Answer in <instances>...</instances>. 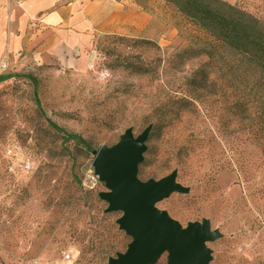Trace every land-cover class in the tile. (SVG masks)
<instances>
[{
  "label": "rangeland",
  "instance_id": "obj_1",
  "mask_svg": "<svg viewBox=\"0 0 264 264\" xmlns=\"http://www.w3.org/2000/svg\"><path fill=\"white\" fill-rule=\"evenodd\" d=\"M116 1L133 4L134 35L96 37L87 70L55 63L0 70V76L31 75L37 85L15 77L0 83V264H108L125 253L133 239L118 223L124 213H108L100 197L108 188L95 171L93 152L64 142L53 125L98 150L117 144L130 128L137 137L156 123L172 126L148 139L139 178L159 181L177 171V181L189 189L157 207L183 228L211 221L222 237L208 243L210 264H264V157L255 128L248 127L264 105L259 75H242L231 85L238 74L228 72V51L212 60L177 57L207 48L209 39L164 0ZM222 1L237 4L264 32L260 0ZM205 64L209 81L195 88L191 81ZM104 71L110 76L103 78ZM235 86L253 107L241 124L226 110ZM193 91L199 98L185 103ZM236 143L249 165L244 174ZM12 144L17 155L9 158ZM189 145L187 157L177 160ZM25 157L30 172L20 169ZM155 264H169V254Z\"/></svg>",
  "mask_w": 264,
  "mask_h": 264
},
{
  "label": "water",
  "instance_id": "obj_2",
  "mask_svg": "<svg viewBox=\"0 0 264 264\" xmlns=\"http://www.w3.org/2000/svg\"><path fill=\"white\" fill-rule=\"evenodd\" d=\"M151 131L152 125L135 137L130 128L117 144L93 151L95 171L108 188L100 197L109 204L108 213H124L118 223L133 239L127 251L110 258L108 264H155L165 252L169 264H210L208 243L222 237L212 229L211 221L204 219L183 228L157 207L173 193L189 191L177 181V171L159 181L139 178Z\"/></svg>",
  "mask_w": 264,
  "mask_h": 264
},
{
  "label": "crops",
  "instance_id": "obj_3",
  "mask_svg": "<svg viewBox=\"0 0 264 264\" xmlns=\"http://www.w3.org/2000/svg\"><path fill=\"white\" fill-rule=\"evenodd\" d=\"M133 17L128 1L0 0V63L9 73L28 63L85 71L96 37L134 35Z\"/></svg>",
  "mask_w": 264,
  "mask_h": 264
},
{
  "label": "trees",
  "instance_id": "obj_4",
  "mask_svg": "<svg viewBox=\"0 0 264 264\" xmlns=\"http://www.w3.org/2000/svg\"><path fill=\"white\" fill-rule=\"evenodd\" d=\"M164 1L209 39L207 48L187 49L181 51L177 57L199 58L205 56L209 60H212L218 54L228 51L232 57V62L227 65V69H229L228 72L238 74V76L230 77V84L234 86V83H238L241 80L242 75L246 76L249 73H257L259 75L257 84L263 88L264 32L257 28V22L251 15L239 8L237 4L232 5L222 0ZM207 66L208 64L203 65L199 71L196 72L190 85L195 86V88H200L201 85H204L209 81L210 71L207 69ZM14 77L31 80L35 88H37L36 81L31 75H1L0 83L8 81ZM236 87L237 86L234 87L233 93H231L230 96H227V98H232L234 101L226 110L233 122L235 121L238 124H241V122L246 120L245 115L248 116L247 114L253 111V107L246 103L245 100L247 99L241 97L239 89ZM199 96L198 93L193 91V93L191 92L189 95H186V98L188 99L184 100V102L191 104V101H196V98L198 99ZM252 118L255 122L253 121L248 127L249 129L252 127L255 128L254 135H256V138L259 140L260 149L264 157V105L254 112ZM53 126L58 132L64 134V142L74 140L78 144L85 146L87 150H90L91 152L94 151L82 136L68 133L56 125ZM171 126V124L164 125L163 123H156L153 125L149 140H152L154 134H160L164 129ZM233 145L232 149L238 156L237 167L239 172L244 174L247 172V167H249L247 159L245 158L244 153L239 150L238 144L236 143L234 146ZM190 148H192V145L182 147L180 153L177 154L176 159H185ZM145 166L146 162L144 161L140 165L139 172L144 169Z\"/></svg>",
  "mask_w": 264,
  "mask_h": 264
},
{
  "label": "built area",
  "instance_id": "obj_5",
  "mask_svg": "<svg viewBox=\"0 0 264 264\" xmlns=\"http://www.w3.org/2000/svg\"><path fill=\"white\" fill-rule=\"evenodd\" d=\"M7 69V64L6 63H0V70H6ZM110 76V73L108 71H104L102 73V77L103 78H107ZM16 145L15 144H12L8 147L7 151H6V155L9 157V158H12L14 156L17 155V152H16ZM20 169L23 171V172H30L32 171L33 169V166H32V162H31V159L29 157H25L24 160L20 163ZM67 258H70V255H67Z\"/></svg>",
  "mask_w": 264,
  "mask_h": 264
}]
</instances>
